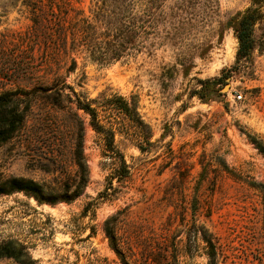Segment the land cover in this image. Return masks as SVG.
<instances>
[{"label":"rangeland","instance_id":"1","mask_svg":"<svg viewBox=\"0 0 264 264\" xmlns=\"http://www.w3.org/2000/svg\"><path fill=\"white\" fill-rule=\"evenodd\" d=\"M95 1L75 6L89 14ZM39 6L47 14L37 32ZM252 6L160 0L140 51L111 64L82 53L69 72L71 60L53 54L63 48L57 8L47 0H0V94L20 91L26 107L24 93L41 83L59 76L64 89L63 109L34 95L23 126L0 146V190L15 178L37 185L36 193H0V243L14 241L33 264H124L105 233L115 216L110 225L130 264H210L208 241L216 244L217 264H264V155L255 145L264 144V19L255 50L240 61L233 28ZM202 80H219L203 99L195 94ZM73 91L98 101L103 124V99L115 94L135 105L144 123L142 132H116L129 175L113 181L110 196L100 193L118 165L103 154L90 116L65 97L75 100ZM80 145L90 182L67 202L77 187Z\"/></svg>","mask_w":264,"mask_h":264},{"label":"trees","instance_id":"2","mask_svg":"<svg viewBox=\"0 0 264 264\" xmlns=\"http://www.w3.org/2000/svg\"><path fill=\"white\" fill-rule=\"evenodd\" d=\"M43 1V0H42ZM52 5V10L57 8L58 12L54 14L56 21L55 34L58 35L63 48H56L54 55H59L62 51L65 56L71 60V66L68 71H75L78 67V58L82 53L90 60L102 64H111L123 59L130 53L140 51L143 48L145 40L149 38L155 29L157 17L156 10L160 0H96L91 6L89 14L84 9L76 7L80 0H47ZM252 7L248 9L238 19L233 26L236 37L239 42L237 52V61L248 58L257 46L256 25L264 19L262 9L264 0H252ZM34 23L37 26V32L41 31V19L47 14L42 6L35 9ZM70 41L69 47L67 43ZM260 47L264 46L263 41ZM60 77L57 76L53 83H41L34 91L24 93L26 96V107H22V97L20 91H8L0 94V146L7 143L15 133L23 126L26 111L30 104L37 98L45 100L55 108L63 109L64 89L59 86ZM219 80L200 81L203 85V92L196 91L200 98H206L205 91L208 86L217 84ZM205 87V88H204ZM70 88V87H69ZM32 94L33 97H28ZM75 100L70 96H65L76 105L78 110L84 111L91 118L90 125L96 131L103 141L105 156L113 158L118 167L114 175L108 177V185L100 193V197L110 196L108 190L113 189V181L123 180L129 175V167L124 155L116 146V132H122L123 128H136L142 132L144 123L141 120L137 108L121 95H112L104 97L105 105L103 109L107 112V124H103L99 117L98 107H93L94 102L83 100L73 91ZM102 106V105H98ZM102 106V107H103ZM255 145L264 155V144L256 141ZM80 151L74 152L76 164L79 167L77 175V187L68 197L62 200L70 202L82 195L90 182V175L83 154V145H80ZM141 150L143 145H139ZM9 182L12 186L9 190H0V193L14 191L37 192L36 183L25 179H12ZM74 183V181H73ZM28 186V187H26ZM264 188V184L261 185ZM69 188V187H68ZM38 199L37 195L35 194ZM116 220L113 216L105 223V233L109 238L112 248L121 257L124 264H130L126 256L119 247L118 237L116 235V225H110ZM211 251L208 253L210 264L216 262V244L208 241ZM3 258H13L19 264H33L24 251V248L14 241L0 243V260Z\"/></svg>","mask_w":264,"mask_h":264},{"label":"water","instance_id":"3","mask_svg":"<svg viewBox=\"0 0 264 264\" xmlns=\"http://www.w3.org/2000/svg\"><path fill=\"white\" fill-rule=\"evenodd\" d=\"M225 89H226V90H228V89H229V87L227 86Z\"/></svg>","mask_w":264,"mask_h":264},{"label":"built area","instance_id":"4","mask_svg":"<svg viewBox=\"0 0 264 264\" xmlns=\"http://www.w3.org/2000/svg\"><path fill=\"white\" fill-rule=\"evenodd\" d=\"M242 96L240 95L239 98H241Z\"/></svg>","mask_w":264,"mask_h":264}]
</instances>
